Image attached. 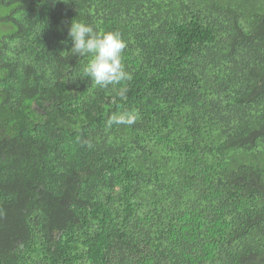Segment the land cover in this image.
<instances>
[{
	"label": "trees",
	"instance_id": "trees-1",
	"mask_svg": "<svg viewBox=\"0 0 264 264\" xmlns=\"http://www.w3.org/2000/svg\"><path fill=\"white\" fill-rule=\"evenodd\" d=\"M0 264H264V0H0Z\"/></svg>",
	"mask_w": 264,
	"mask_h": 264
},
{
	"label": "clouds",
	"instance_id": "clouds-1",
	"mask_svg": "<svg viewBox=\"0 0 264 264\" xmlns=\"http://www.w3.org/2000/svg\"><path fill=\"white\" fill-rule=\"evenodd\" d=\"M68 38L71 41L72 56H91L83 68V73L85 78L99 88H108L110 85H118L132 79L123 63L126 41L118 31H100L90 24L73 19L68 30ZM127 92L126 87H121L118 95L121 99H126ZM138 118L139 113L136 111H123L109 116L105 126L109 129L113 125L131 126ZM88 146L91 147V144L88 143Z\"/></svg>",
	"mask_w": 264,
	"mask_h": 264
}]
</instances>
